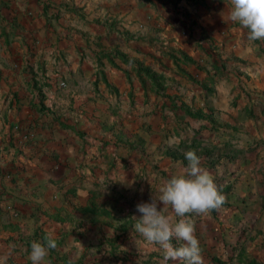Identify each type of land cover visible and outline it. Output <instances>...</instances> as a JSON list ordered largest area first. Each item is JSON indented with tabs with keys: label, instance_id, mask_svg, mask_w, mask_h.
Returning <instances> with one entry per match:
<instances>
[{
	"label": "crops",
	"instance_id": "1",
	"mask_svg": "<svg viewBox=\"0 0 264 264\" xmlns=\"http://www.w3.org/2000/svg\"><path fill=\"white\" fill-rule=\"evenodd\" d=\"M230 6L0 0V259L31 264V242L49 235L50 264L159 259L133 237L136 205L195 150L226 197L190 214L204 264L264 262V41L247 40ZM225 237L227 263L215 257Z\"/></svg>",
	"mask_w": 264,
	"mask_h": 264
},
{
	"label": "clouds",
	"instance_id": "2",
	"mask_svg": "<svg viewBox=\"0 0 264 264\" xmlns=\"http://www.w3.org/2000/svg\"><path fill=\"white\" fill-rule=\"evenodd\" d=\"M230 4L229 21L247 30L249 42L264 41V0H230ZM168 143L172 146L179 139L172 137ZM184 155L187 167L163 181L151 202L137 204L136 210L141 215L133 216L137 218L132 227L133 237L136 242L137 237L141 238L146 246H158L161 264H204L190 214L207 217L226 203V197L202 166L196 151L189 150ZM56 247L57 242L51 235L44 241H32L31 264H50V250ZM0 264H6V258L0 259Z\"/></svg>",
	"mask_w": 264,
	"mask_h": 264
},
{
	"label": "rangeland",
	"instance_id": "3",
	"mask_svg": "<svg viewBox=\"0 0 264 264\" xmlns=\"http://www.w3.org/2000/svg\"><path fill=\"white\" fill-rule=\"evenodd\" d=\"M54 7H56V6H54ZM54 13H56V12H54ZM188 145H186V144H184V143H180L178 146H177V148L175 149V150H172V151H174L176 154H177V156H179V155H181L180 154V152L179 151H182V150H185L186 148H188V147H190V146H188ZM208 153H210V151L209 150H206ZM207 153V154H208ZM181 157V156H180ZM182 158H184V162H185V157H182ZM219 181H220V178H218V179H216L215 180V183H216V185H217V187H218V189H219V191L221 192V188L219 187ZM225 233V232H224ZM117 239V238H116ZM117 243V247H119V245L121 244V243H123V240H120V239H117V241H116ZM223 242H224V244H223V246L225 247V251L224 252H222V250H221V252H217L216 254H218V255H215V257H217V259H218V261L220 260V262L221 261H223V262H225V263H227V262H229V261H232L235 257H234V250H235V247L236 246H234V248L232 247L231 248V246L233 245L232 243H229L230 241H229V238H224L223 239ZM145 243V242H144ZM173 243L174 244H176L177 242L175 241V240H173ZM264 244V242L262 243V245ZM256 247H259V248H262V246L260 247V244H257L256 245ZM208 255H211V253L208 251ZM239 255H240V253H239ZM147 260V259H146ZM161 261H162V254H160L159 255V259H155V260H151V259H148L147 260V263H149V264H151V263H155V264H161ZM219 262V263H220ZM169 264H171V262H169ZM262 264H264V262H262Z\"/></svg>",
	"mask_w": 264,
	"mask_h": 264
},
{
	"label": "trees",
	"instance_id": "4",
	"mask_svg": "<svg viewBox=\"0 0 264 264\" xmlns=\"http://www.w3.org/2000/svg\"><path fill=\"white\" fill-rule=\"evenodd\" d=\"M104 56H106V55H104ZM117 56H119L121 59L125 60L123 55H120V54L117 53ZM137 71H138L139 74L145 73L153 81H159V80L161 81V80H163L162 78L158 77V75H156L155 73L151 72V70L148 69V68H141V67H139L137 69ZM188 112L193 117H197V118L204 117V115L201 112H191V111H188ZM170 154L174 158L177 157V154L174 151H171Z\"/></svg>",
	"mask_w": 264,
	"mask_h": 264
}]
</instances>
